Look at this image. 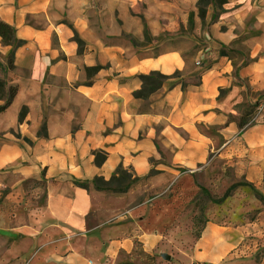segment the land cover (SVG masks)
<instances>
[{
  "label": "crops",
  "instance_id": "1",
  "mask_svg": "<svg viewBox=\"0 0 264 264\" xmlns=\"http://www.w3.org/2000/svg\"><path fill=\"white\" fill-rule=\"evenodd\" d=\"M198 2L0 0L22 41L0 36V77L18 86L0 112V264H118L153 250L150 195L190 178L210 186L232 165L262 199L241 221L210 220L193 262L264 264V0L211 3L204 18ZM147 30L161 43L138 45ZM152 72L169 78L137 98ZM248 105L263 108L242 129ZM119 168L128 189L93 186Z\"/></svg>",
  "mask_w": 264,
  "mask_h": 264
},
{
  "label": "rangeland",
  "instance_id": "2",
  "mask_svg": "<svg viewBox=\"0 0 264 264\" xmlns=\"http://www.w3.org/2000/svg\"><path fill=\"white\" fill-rule=\"evenodd\" d=\"M152 38L149 34L135 42L138 45L161 43ZM189 81L184 79L182 82ZM255 114L247 126L257 122ZM134 181L132 178L130 186ZM106 190L115 191V187ZM150 198L160 211V218L155 222H159L162 238L153 250L139 249L131 255H121L118 264H195V243L210 220L241 221L243 208L251 205V199H262L233 165L224 174L216 175L210 186L190 178L180 185L159 189ZM162 254H168L170 259H165Z\"/></svg>",
  "mask_w": 264,
  "mask_h": 264
},
{
  "label": "trees",
  "instance_id": "3",
  "mask_svg": "<svg viewBox=\"0 0 264 264\" xmlns=\"http://www.w3.org/2000/svg\"><path fill=\"white\" fill-rule=\"evenodd\" d=\"M227 0H199L198 7H199V13L202 18H204L206 14V7L211 3H224ZM149 32L146 31V35L148 36ZM0 36L2 37L3 43L6 45H14L19 46L22 41H17L15 38V29L5 23L0 21ZM225 53V51H222ZM8 67L10 69L14 68V52L12 51L8 56ZM178 74V73H177ZM175 74V76H177ZM141 80L143 82V87L141 90L135 92V96L137 98H148L151 94H153L155 91H157L161 86L163 85L164 81H166L169 77L166 75L161 74L160 72H152L149 75H141ZM18 92V86L16 85H10L7 88L6 82L0 77V99L4 100V104L0 105V112L8 108L11 103L13 102L16 94ZM258 105H248L245 106L244 109L241 112V116L239 119V126L244 129L248 127L249 120L251 117L255 114V111L257 109ZM27 113V108H23L20 113V119H24L25 115ZM250 126V125H249ZM106 158L105 153L98 152L96 153V163L98 165H101ZM133 174L123 168H119L117 170V173L113 175L109 180H106L103 177H96L93 180V186L99 190H106L112 186L115 187V192H123L126 189L130 187V184L132 182ZM133 180H135L133 178ZM76 184L86 188L90 189L91 184L90 183H79L76 182Z\"/></svg>",
  "mask_w": 264,
  "mask_h": 264
},
{
  "label": "built area",
  "instance_id": "4",
  "mask_svg": "<svg viewBox=\"0 0 264 264\" xmlns=\"http://www.w3.org/2000/svg\"><path fill=\"white\" fill-rule=\"evenodd\" d=\"M263 105H264V103H263ZM263 105H260V106L258 107V109H262V108H263ZM89 264H95V263H93V261H89Z\"/></svg>",
  "mask_w": 264,
  "mask_h": 264
},
{
  "label": "water",
  "instance_id": "5",
  "mask_svg": "<svg viewBox=\"0 0 264 264\" xmlns=\"http://www.w3.org/2000/svg\"><path fill=\"white\" fill-rule=\"evenodd\" d=\"M162 256L165 258V259H170V256L168 254H162Z\"/></svg>",
  "mask_w": 264,
  "mask_h": 264
}]
</instances>
